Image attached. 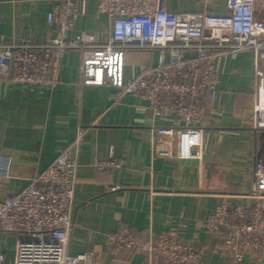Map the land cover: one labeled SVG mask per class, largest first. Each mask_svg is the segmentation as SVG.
I'll use <instances>...</instances> for the list:
<instances>
[{
	"label": "crops",
	"instance_id": "crops-1",
	"mask_svg": "<svg viewBox=\"0 0 264 264\" xmlns=\"http://www.w3.org/2000/svg\"><path fill=\"white\" fill-rule=\"evenodd\" d=\"M55 1L0 0V36L7 42L55 36L47 21ZM76 1L84 12L70 37L86 33L105 41L112 22L98 11L99 0ZM164 7L224 15L227 0H165ZM255 13L264 20V0H258ZM158 61L156 50L127 51L125 78ZM214 61L216 95L201 103L208 129H177L165 137L157 127L185 123L175 111H156L115 86H80L77 50L63 56L56 86L0 79V155L9 165L0 175V197L20 192L69 149L78 162L70 256L91 253L93 264H150L141 252L108 244V235L125 226L141 238L164 232L193 242L203 248L200 264H231L223 243L204 229L203 221L218 204L254 201L252 169L256 161L264 164V129L248 128L253 51H219ZM110 150L121 166L98 170L96 160ZM0 250L6 252L2 244ZM245 258L264 264V249L247 251Z\"/></svg>",
	"mask_w": 264,
	"mask_h": 264
},
{
	"label": "built area",
	"instance_id": "built-area-1",
	"mask_svg": "<svg viewBox=\"0 0 264 264\" xmlns=\"http://www.w3.org/2000/svg\"><path fill=\"white\" fill-rule=\"evenodd\" d=\"M85 3V1L83 0ZM165 0H99L98 11L111 20L105 41L86 33L70 37L84 12L76 0H56L48 12L55 36L44 42L5 41L0 36V79L35 86H56L63 56L70 50L80 54V86L111 85L133 94L158 111H175L181 126H160L159 136L177 129L200 131L206 109L201 103L215 98L214 55L223 50H251L255 55L252 82L253 106L249 114L252 131L264 129V20L255 13L258 0H227L224 15L205 12L174 13ZM129 50H156L159 61L134 77L125 78L124 61ZM81 133L75 145L79 144ZM8 159L0 155V175L8 171ZM114 170L120 160L110 150L94 165ZM78 162L69 149L37 174L20 192L0 197V233L16 236L12 264H93L91 253L68 254L74 228L73 201ZM254 201L218 204L204 219V229L223 243L231 264H261L248 261L245 252L264 249V164L252 169ZM111 247L145 254L150 264H200L203 248L167 233L141 238L120 226L108 235ZM7 254L0 250V264Z\"/></svg>",
	"mask_w": 264,
	"mask_h": 264
},
{
	"label": "rangeland",
	"instance_id": "rangeland-1",
	"mask_svg": "<svg viewBox=\"0 0 264 264\" xmlns=\"http://www.w3.org/2000/svg\"><path fill=\"white\" fill-rule=\"evenodd\" d=\"M0 237V244L4 247L7 253V261L5 264H12L14 259V250L16 243V236L11 233H2Z\"/></svg>",
	"mask_w": 264,
	"mask_h": 264
}]
</instances>
